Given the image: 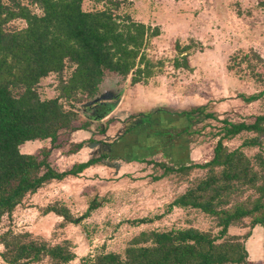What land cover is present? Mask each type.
Wrapping results in <instances>:
<instances>
[{
  "label": "rangeland",
  "instance_id": "374dc122",
  "mask_svg": "<svg viewBox=\"0 0 264 264\" xmlns=\"http://www.w3.org/2000/svg\"><path fill=\"white\" fill-rule=\"evenodd\" d=\"M25 3L32 8L29 1ZM104 7H111L115 15L127 13L151 30L158 28L159 33L151 37L146 48L155 73L136 84L130 83L131 75L107 73L94 96L77 93L78 102L61 99L66 109L74 105L77 114L73 123L85 124L88 129L60 133L56 142H60L59 147H54L49 139L31 140L21 144L20 151L50 149L49 163L57 172L91 157L101 156V160L77 176L54 178L34 194H28L0 223V232L28 231L51 244L68 240L76 258L67 264H78L82 257L100 250L114 251L123 257L131 239L141 231L196 226L216 233L214 219L198 209L174 207L167 211V204L203 177L205 170L162 176L160 166L136 157L165 161L175 167L204 162L212 155L224 119L251 122L256 115L264 114V80H256L246 68L249 61H256L242 56L253 50L264 59V8L258 0H120L118 6L108 1L82 2L87 11ZM33 10L37 12L35 7ZM24 26L22 19H16L7 28ZM182 55H186L188 65L175 68L174 59H181ZM238 62L241 71L230 69ZM262 66L256 63L264 79ZM72 69L67 64L61 76H68ZM58 78L57 74H50L40 81L37 92L42 99L58 94ZM107 90L118 95L107 102L114 108L106 116L96 118L83 112L88 108L81 107L83 103ZM259 93L252 101L242 96ZM127 128L132 130L126 132ZM253 135L244 131L223 142L228 149H234ZM78 142L83 147L68 154ZM242 149L252 154L258 147ZM93 199L99 206L84 217ZM54 203L67 206L77 220L63 225L60 215L43 212ZM158 215L161 217L148 223L132 222ZM248 230L253 233V228L232 226L229 233ZM258 237L244 242L249 259L254 264H264V237ZM44 258L35 264H49ZM0 264L7 263L0 257Z\"/></svg>",
  "mask_w": 264,
  "mask_h": 264
},
{
  "label": "trees",
  "instance_id": "16d2710c",
  "mask_svg": "<svg viewBox=\"0 0 264 264\" xmlns=\"http://www.w3.org/2000/svg\"><path fill=\"white\" fill-rule=\"evenodd\" d=\"M95 1H108L115 6L120 3V0ZM82 2L0 0V223L4 216H11L28 194L54 178L77 176L101 160V156L91 157L57 172L49 163L50 149L41 148L35 153L20 151L19 146L31 140L49 139L54 147H59L60 142H56L60 133L88 128L73 123L77 114L74 105L66 109L61 99L78 102L77 93L94 96L107 73L131 75V84L146 81L155 73L146 48L151 37L159 33L158 28L151 30L127 13L115 15L111 7L84 10ZM258 4L264 8V0H258ZM16 19H22L25 26L8 29L7 25ZM185 48L180 49V54ZM185 56L174 59L175 68L188 65ZM242 56L264 67L259 53L251 50ZM256 63L249 61L246 68L256 80H264ZM67 64L73 69L63 77ZM235 68L242 70L240 62L230 65V69ZM50 74L59 77L58 94L42 99L37 86ZM259 95L242 96L252 101ZM113 108V104L108 105L98 116H106ZM244 131L255 135L228 149L223 140ZM218 135L211 157L201 163L175 167L165 161L136 157L160 166L162 176L187 174L197 168L205 170L203 177L190 183L167 204V211L174 207L198 209L214 219L216 233L196 226L141 231L131 239L123 257L114 251L100 250L82 257L78 264H254L244 242L251 231L230 234L229 229L264 225V114L256 115L251 122L224 119ZM75 144L68 154L83 147L82 142ZM245 147L258 149L248 154L242 149ZM95 199L90 201L84 217L99 206ZM43 212L60 215L63 225L77 220L63 204L47 205ZM160 217H143L132 222L148 223ZM0 246L3 248L0 257L7 264H35L44 257L49 264H67L76 258L68 240L51 244L28 231L0 232Z\"/></svg>",
  "mask_w": 264,
  "mask_h": 264
},
{
  "label": "flooded vegetation",
  "instance_id": "af4514ba",
  "mask_svg": "<svg viewBox=\"0 0 264 264\" xmlns=\"http://www.w3.org/2000/svg\"><path fill=\"white\" fill-rule=\"evenodd\" d=\"M103 94H105V95H107V96H110L111 98H108V99H106V100H104V101H98V102H96V105L89 106L88 108H90V109L88 110V108H87V110H84L83 112H86V113L92 114V116H93V114H94V116L99 117L98 115H99L100 113H102V111H103L105 108H107L108 105L112 104V103L109 104V103H107V102H108L109 100H113V99L116 98L117 95H118V93H115L113 90L102 91L99 95H103ZM99 95H98V96H99ZM100 117H101V116H100Z\"/></svg>",
  "mask_w": 264,
  "mask_h": 264
},
{
  "label": "water",
  "instance_id": "95a60500",
  "mask_svg": "<svg viewBox=\"0 0 264 264\" xmlns=\"http://www.w3.org/2000/svg\"><path fill=\"white\" fill-rule=\"evenodd\" d=\"M108 98H111V97H110V96H107V95H105V94H103V95H99V96H97V97L91 99L90 101H87V102L83 103V104L81 105V107L86 108V107H89V106H92V105H96V102H98V101H104V100H106V99H108ZM95 117H96V116H95ZM91 144H92V143H91Z\"/></svg>",
  "mask_w": 264,
  "mask_h": 264
},
{
  "label": "crops",
  "instance_id": "0c3cea01",
  "mask_svg": "<svg viewBox=\"0 0 264 264\" xmlns=\"http://www.w3.org/2000/svg\"><path fill=\"white\" fill-rule=\"evenodd\" d=\"M88 129V128H87ZM79 130V129H78ZM82 148V147H81ZM34 194V193H33ZM262 225H256L254 228H253V233L250 235V237L247 239V242L250 240V239H254V238H259L258 236L261 234L263 237H264V230H261L262 229ZM264 229V228H263ZM263 231V233L261 232Z\"/></svg>",
  "mask_w": 264,
  "mask_h": 264
}]
</instances>
